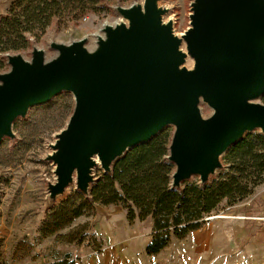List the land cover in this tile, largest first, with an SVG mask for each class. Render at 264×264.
<instances>
[{
	"label": "water",
	"instance_id": "obj_1",
	"mask_svg": "<svg viewBox=\"0 0 264 264\" xmlns=\"http://www.w3.org/2000/svg\"><path fill=\"white\" fill-rule=\"evenodd\" d=\"M133 6L121 9L132 18L123 40L112 31L102 44L107 59L76 42L58 47L60 56L48 63L40 52L32 66L14 58L2 77L0 140L12 135L14 120L30 106L60 90L73 94L74 110L57 143L55 189L67 185L75 170L87 189L93 155L108 170L169 124L176 125L168 155L174 187L192 174L205 182L245 131L260 127L264 134V103L258 102L264 94V0H197L194 28L185 34L197 61L193 73L176 71L178 41L158 28L151 5L147 28ZM200 97L214 109L209 119L198 111Z\"/></svg>",
	"mask_w": 264,
	"mask_h": 264
},
{
	"label": "rangeland",
	"instance_id": "obj_2",
	"mask_svg": "<svg viewBox=\"0 0 264 264\" xmlns=\"http://www.w3.org/2000/svg\"><path fill=\"white\" fill-rule=\"evenodd\" d=\"M13 1L0 0V17L8 11ZM140 1L117 0L111 5L109 12L90 14L67 24L53 19L39 41L31 38L27 49L1 54L0 82H3V75L9 73L14 58L20 57L24 60L32 56L33 59L36 52H40L43 59L55 60L60 56L56 45L81 42L85 49L96 45L95 34L101 32L103 23L113 22L120 17L116 8L126 9ZM196 3L197 0H151V8L159 21L172 23L173 34H186L194 28L192 16ZM184 41L189 48L185 37ZM181 57L184 60V57ZM188 59V63L182 64L195 66L186 73L197 71V61L191 55L190 49ZM258 102L264 103L261 98ZM74 106L71 91L60 90L49 101L30 106L24 115H19L14 120L13 123L16 122L19 129L22 128L21 136L18 130L12 127V135L3 136L0 140V264H53L66 253H69L77 264H101L102 256L108 251L109 258L112 259V248L117 242L133 246L138 255L146 258L178 255L183 248L179 244L187 240L192 243V238L197 233H200L204 241L220 240L219 247L228 248L220 253L223 258L215 264H231L228 263V258L241 252H245L246 258L237 264H264V242H260L264 233V181L257 185L250 195L235 203L223 199L214 211L206 215L210 218L204 220L199 229L182 239H171L168 246L155 255H148L145 251L154 234L151 220L135 219L130 222L126 218V210L120 204L94 203L88 206L82 215L70 220L65 219L66 207L63 203L66 199L76 197L77 193L82 198L75 200V203L85 198L90 199V188L104 172L111 171L114 162L105 170L101 160L97 164L93 159L88 168L90 178L87 181V189L82 188L77 170L72 173L67 185L60 189L54 188L59 179L57 143L70 121ZM197 108L203 119H209L214 114L213 108L202 97L198 99ZM32 114L34 120L30 123ZM162 131L170 135V156L176 125H166L160 132ZM247 134L263 133L260 127H255L245 131L244 136ZM225 154L226 152L219 160L220 165L209 173L205 182H201L197 174L190 175L185 181L196 180L202 184L216 178L228 166L222 159ZM216 215L224 217H215ZM119 229L125 231L123 238H116ZM218 232L220 235L215 237ZM255 234L258 237L256 242L251 239ZM226 242L232 243V246H227ZM252 255L257 257V260H249ZM180 261L181 259L178 260Z\"/></svg>",
	"mask_w": 264,
	"mask_h": 264
},
{
	"label": "trees",
	"instance_id": "obj_3",
	"mask_svg": "<svg viewBox=\"0 0 264 264\" xmlns=\"http://www.w3.org/2000/svg\"><path fill=\"white\" fill-rule=\"evenodd\" d=\"M116 1L14 0L0 17V63L2 53L27 49L31 38L39 41L53 19L67 24L90 14L100 15L109 12ZM261 99L264 102V94ZM13 128L20 136L23 134L16 122ZM169 141V133L162 131L149 141L129 148L113 162L111 171L104 172L92 185L90 199L75 203L82 198L79 193L66 199L64 218L78 217L94 203L120 204L130 222L151 220L154 234L145 251L155 255L167 247L171 239H182L199 229L204 217L223 199L235 203L264 181L263 134H247L233 144L222 157L228 165L226 170L210 182L184 181L178 187L170 184L174 164L168 159ZM53 264L77 262L66 253Z\"/></svg>",
	"mask_w": 264,
	"mask_h": 264
},
{
	"label": "bare ground",
	"instance_id": "obj_4",
	"mask_svg": "<svg viewBox=\"0 0 264 264\" xmlns=\"http://www.w3.org/2000/svg\"><path fill=\"white\" fill-rule=\"evenodd\" d=\"M151 5V0H141L140 2H136L135 5L133 6V9L137 11L139 14L144 28H147V20H148V13L147 10L150 8ZM118 14L120 17L116 19L113 22H104L102 27H101V32L96 33V45H93L91 47H87L86 50L89 55L92 56H102L103 58L107 59L109 57L108 52H106L102 44L109 42V34L112 31H116L118 36L121 37L122 39V33L127 30H131L132 28V18L131 15L126 13V11L121 10L119 8H116ZM157 17V24L159 29H167L168 30V36L171 39H174L178 41V46H177V51L180 53L183 57L184 60H181L176 66V71H184L188 72L189 70H193L195 64L191 65L188 67V64H182L188 63L189 59V48L187 43L184 41L185 37V32H181L180 34H173L172 32V23L171 22H162L159 21L158 16ZM123 40V39H122ZM68 47L70 45H64V44H59L56 45L55 47ZM39 50V49H38ZM37 51V50H36ZM35 51V52H36ZM37 53V52H36ZM9 57V55H8ZM11 58V56H10ZM56 59V58H55ZM26 62L32 66V56L30 58L24 59ZM53 60V59H51ZM51 60H45L44 62H49ZM186 67L187 69H183ZM12 69V64L9 72ZM3 85V82H0V86ZM201 98V97H200ZM214 112V110L212 109ZM94 163H100V158L98 154H95L94 158H91V161ZM76 170L74 171V173ZM215 217H224L221 215H216ZM118 235L117 237L123 238L125 236V231L123 229L118 230ZM220 235V232L215 234V237H218ZM192 243H190V240H187L183 244H179L180 246H183L182 249H180V252L178 255H170V256H158V257H150L146 258L144 256L138 255V252L136 251L133 246L129 244H123V243H115V245L112 248V259L109 258L110 253L109 251L104 254L101 258V264H215L218 261H220L223 256L220 254L223 251H226L228 248L226 247H219V243L221 242L220 240L213 242H210V240H203L200 237V233H197L193 236L192 238ZM227 246L231 247L232 243L226 242ZM217 249V250H215ZM252 254V253H251ZM245 256V252H241L239 254H236L234 256H231L228 258V263L231 264H237L241 263ZM248 258V257H247ZM181 259L180 262L178 260ZM251 261L257 260V257L253 256L248 258ZM94 263V261H92Z\"/></svg>",
	"mask_w": 264,
	"mask_h": 264
},
{
	"label": "crops",
	"instance_id": "obj_5",
	"mask_svg": "<svg viewBox=\"0 0 264 264\" xmlns=\"http://www.w3.org/2000/svg\"><path fill=\"white\" fill-rule=\"evenodd\" d=\"M256 234H258V235H259V234H261V233H260V232H256ZM256 234H255L254 236H252V238H251V239H252V241H254V242L258 241V237H257V235H256ZM261 241H262V242H261ZM260 242H261V243H263V242H264V233H263V237L261 238ZM260 242H259V243H260Z\"/></svg>",
	"mask_w": 264,
	"mask_h": 264
}]
</instances>
